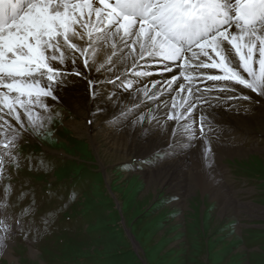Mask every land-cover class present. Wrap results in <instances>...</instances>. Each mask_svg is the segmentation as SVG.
<instances>
[{
	"label": "rangeland",
	"instance_id": "rangeland-1",
	"mask_svg": "<svg viewBox=\"0 0 264 264\" xmlns=\"http://www.w3.org/2000/svg\"><path fill=\"white\" fill-rule=\"evenodd\" d=\"M79 110L49 106L43 127L19 136L15 159L4 157L0 221L9 231H0V264H264V121L229 125L238 130L228 147L241 151L212 150L210 172L189 157L184 176L154 185L151 173L186 148L160 163L154 150L124 158L102 141L96 150L82 133L86 109ZM112 118L106 130L124 126Z\"/></svg>",
	"mask_w": 264,
	"mask_h": 264
},
{
	"label": "snow or ice",
	"instance_id": "snow-or-ice-1",
	"mask_svg": "<svg viewBox=\"0 0 264 264\" xmlns=\"http://www.w3.org/2000/svg\"><path fill=\"white\" fill-rule=\"evenodd\" d=\"M101 46L111 53L96 65ZM79 60L85 68L91 64L96 72L112 74L89 80L94 100L111 101L120 92L142 95L121 106L112 122L135 116L134 125L149 122L141 129L144 135H155L151 122L159 125V117L139 109L144 100L174 93L163 105L166 120L191 138L198 123L205 139L219 115L215 109L264 103V0H0V173L5 156L15 159L11 150L21 133L43 127L46 99L58 100L67 77L82 75ZM149 62L162 64L166 72L174 67L178 74L159 88V80L136 88L154 75ZM104 84L114 90L106 94ZM197 111L198 121L193 118ZM175 152L173 140L151 156L160 163ZM210 152L209 142L205 154ZM0 231H9L3 221Z\"/></svg>",
	"mask_w": 264,
	"mask_h": 264
},
{
	"label": "bare ground",
	"instance_id": "bare-ground-1",
	"mask_svg": "<svg viewBox=\"0 0 264 264\" xmlns=\"http://www.w3.org/2000/svg\"><path fill=\"white\" fill-rule=\"evenodd\" d=\"M76 42L80 44L84 43L83 41H76ZM110 53H111L110 48H105L101 46L99 51L96 53V57H95L96 65H99L100 63L104 62ZM141 63L144 62L141 61ZM149 63L151 64V66L148 68V70L151 71L154 75L142 78V82H138L135 85L136 88L143 87L144 84H147L149 87H151L150 82L153 80L161 81V84L157 85V87L159 88L162 86L163 82H165L167 79H170L174 73L178 74V70L175 69L174 67L172 72H166L163 70L162 64H156L152 62ZM68 67L69 69L71 68L70 63ZM76 67L78 70L81 71L82 75L68 76L67 81L69 82L59 92L60 98L56 101H52L50 98H48L46 99V102L49 104V106L52 107H54L56 103L64 104L65 107L67 106L76 112L79 109L81 110L82 108L86 109L85 115L83 117L84 121L82 122V127H84V131H82V133L87 135V137L90 139V142H92L96 150L98 146H100V142L102 141L103 145L106 147V150H108V152L111 150L115 151L114 153L117 152V155L119 153L124 158L125 157L133 158L138 156L142 157L144 155L149 154L150 151L153 150L155 151L157 149L164 147L167 148V145L169 143H172L173 140H175L176 146L181 148H186V151H188L187 153L181 156L178 155L174 157L171 161L165 163L163 165L164 170L161 169L163 167L162 166L158 170L151 173L150 175L151 181L148 183H154V185L160 184L159 182L160 180L162 181V183H164L166 180L170 182L173 178H177L179 175L184 176L185 173L188 172L187 170H185L186 166H184V164L185 162H187V158L189 157H192L193 160L196 161L198 165L201 164L202 162L201 160L205 161L204 164H208V165L204 168H206V170H209L210 172L211 169L208 168L210 167L209 161L215 162L217 157L216 154L213 155L211 152L205 154V144H208L210 142L211 151L219 150L221 152L224 151L226 154L229 153V155L237 154L239 151H241V149H239L237 146L236 148L228 147L229 143L231 146H234L231 143L236 142L231 140L235 137L234 132L238 130L237 128L240 129V127H244V126L246 128L257 127L260 126V122L264 121V116L262 114V111L260 110L262 109L261 106H259L258 104L249 106L247 102H241L243 103L244 106L236 110H223L219 108L215 109V111L219 113V115L216 117V120L213 123V130L209 132L208 137L205 139H202L201 137L198 138L199 126L197 123L194 126L196 131V136L195 138H191L189 133L185 131L183 132L184 129L180 125H178L175 121L166 120L165 113L167 112L168 109L164 108L163 105L165 101H168L170 99L171 95H174V93L166 92L156 101L144 100V103L141 105L139 109V111L143 113H149V111L151 110L153 114L159 117L160 120L159 125H157V121L151 122V125L155 129V135H151V134L144 135L141 129L149 127V122L148 120H145L142 125L141 124L134 125L132 123V120L135 119V116H130V118L127 121L121 120V123L124 126H122V128H120L119 130H113V131L106 130L104 127L110 124L105 122L107 119L112 118L114 114H118L121 106H129L132 103L138 101L139 99H142V95L139 97H130L129 93L120 92L119 98L113 97L111 101L101 96H97L96 99L94 100L92 98L93 88L89 85V80H93V81L103 80L106 76H110L112 74L107 73L103 69L101 70V72H96L94 70V66L91 64L89 67L85 68L83 66L82 60L78 61ZM103 87L105 89L106 94L114 90L113 85L111 84H104ZM173 87L175 88L177 87V85H173ZM153 91L155 90L153 89ZM243 91L246 92V90ZM157 105H160L158 111H157ZM98 109H103V111H100ZM43 113L44 112H42L41 114ZM95 113L96 114L99 113V115L96 116ZM198 117H199V111L194 112L193 118L198 121ZM183 123L186 122L182 121L181 124ZM122 124H119V126ZM76 125L77 124H71V126L74 129H76L75 127ZM229 125H233L237 128L229 127ZM173 130H174V134H173ZM96 136L98 137L97 138L98 140L100 139L98 142ZM187 137H189V139H187ZM238 137L240 138L242 136L238 135ZM215 138H219L224 146L219 144H214L211 140ZM188 142H190L193 147V149L190 152H189L190 148L185 146ZM215 170L217 171V168ZM215 170L214 172L216 173ZM194 177H196L195 173H194ZM209 178H212V180L214 181L215 175L209 174ZM212 180L209 179V181L205 183V187L207 188L211 187L214 184ZM172 186L173 185H171V188ZM219 193H220V189H216L213 192V195ZM3 251H5V247L3 248ZM6 255L8 254L6 253Z\"/></svg>",
	"mask_w": 264,
	"mask_h": 264
},
{
	"label": "trees",
	"instance_id": "trees-1",
	"mask_svg": "<svg viewBox=\"0 0 264 264\" xmlns=\"http://www.w3.org/2000/svg\"><path fill=\"white\" fill-rule=\"evenodd\" d=\"M239 171H240V169H239ZM246 175V174H245ZM94 181H95V177H92L91 178V183L90 184H93L94 183ZM96 209L98 210L97 211V217H100L101 216V211H102V209H101V207H96ZM98 219V218H97ZM97 230H98V232H101V227L100 228H97ZM97 232V233H98ZM98 235H99V233H98Z\"/></svg>",
	"mask_w": 264,
	"mask_h": 264
}]
</instances>
